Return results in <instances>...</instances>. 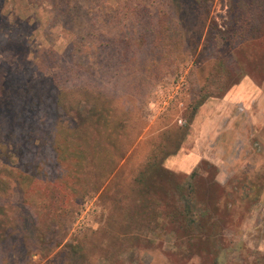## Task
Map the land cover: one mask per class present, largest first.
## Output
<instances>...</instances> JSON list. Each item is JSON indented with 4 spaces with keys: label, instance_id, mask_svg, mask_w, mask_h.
Wrapping results in <instances>:
<instances>
[{
    "label": "rangeland",
    "instance_id": "1",
    "mask_svg": "<svg viewBox=\"0 0 264 264\" xmlns=\"http://www.w3.org/2000/svg\"><path fill=\"white\" fill-rule=\"evenodd\" d=\"M233 2L209 0L208 10H197L191 0H5L0 15V99L11 72L29 77L57 74L66 86L95 85L97 91L111 92L118 111H130L127 124L135 125L138 115L142 117L137 128H130L132 145L116 169L125 185L149 153H171L179 140L177 152L163 163L169 172L185 177L195 169H211L214 175L215 169V181L222 187L242 171L257 180L256 173L264 174V41L241 43L235 36L224 37ZM136 4L142 6L134 12ZM89 29L90 35L84 36ZM187 31L194 41L199 39L195 51L182 40ZM227 39L229 45L223 42ZM158 44L162 55L156 53ZM231 55L239 63L235 69L229 64ZM207 79L221 80L227 91L193 110L192 101ZM66 123L74 126L75 121L68 117ZM263 198L250 213L245 207L236 212L219 242L235 246L240 237L248 264H257L251 253L264 256ZM37 200L31 197L30 202ZM110 204L101 192L86 196L77 208L68 205L70 212L46 229L12 185L10 193L0 197L2 218L27 222L42 239L15 253L14 264H109L99 254ZM233 227L240 229L239 237ZM6 228L0 226V233ZM155 233L147 234L153 244L131 250L123 264H214L213 249L196 250L188 260V253L176 255L181 247L173 235ZM225 259L227 264L241 262L237 252Z\"/></svg>",
    "mask_w": 264,
    "mask_h": 264
},
{
    "label": "trees",
    "instance_id": "2",
    "mask_svg": "<svg viewBox=\"0 0 264 264\" xmlns=\"http://www.w3.org/2000/svg\"><path fill=\"white\" fill-rule=\"evenodd\" d=\"M208 1L191 0L197 10H208ZM233 1L224 37L235 36L241 43L264 41V0ZM4 2L0 0V15ZM141 6L136 4L134 12ZM91 32L89 29L84 36ZM182 40L192 51L197 49L199 39L194 41L189 31ZM223 42L229 45L232 41ZM156 49L162 55L159 44ZM231 56L229 64L235 69L239 63ZM221 65L220 61L218 66ZM145 66L148 68L150 63ZM145 66H141L143 70ZM141 75L146 81V73ZM221 80H206L192 101L193 110L208 99L226 93ZM90 86H66L57 74L50 73L29 77L11 72L5 77L0 99V197L9 194L15 185L24 204L34 207L39 222L50 229L70 212L68 205L77 208L83 198L101 192L111 204L106 219V241L99 255L109 264H123L131 250L153 244L147 234H156L157 230L175 237L177 246L181 247L177 256L188 253L190 260L196 250L207 253L211 248L215 251L214 264H227L225 256L231 252L239 253L242 263L237 264H248L240 229L233 227L239 237L235 246L219 242L225 236V225L236 212L241 213L245 207L250 213L261 201L264 174L256 173L255 180L247 178L242 171L227 187L215 181V169L214 175L211 169H195L188 176H177L164 169L163 163L177 152L179 140L171 153L163 150L149 153L131 180L123 184L116 169L132 145L130 128H137L142 117L138 115L135 125L127 124L125 119L130 111H118L111 92L102 93L95 85ZM83 105L89 109L83 110ZM68 117L74 119V126L67 125ZM186 130L184 126L183 133ZM158 148L170 149L168 145ZM260 179L263 182L258 185ZM112 188L114 193L109 196ZM31 197L37 198L38 203H31ZM3 211L0 207V226L7 227L4 234L0 233V264H14L15 253L36 246L42 239L31 232L27 222L16 224L9 216L2 218ZM251 255H256L255 263L263 264L264 256L258 252Z\"/></svg>",
    "mask_w": 264,
    "mask_h": 264
}]
</instances>
